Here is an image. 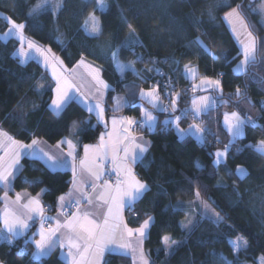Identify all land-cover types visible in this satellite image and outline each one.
<instances>
[{
	"label": "trees",
	"instance_id": "trees-1",
	"mask_svg": "<svg viewBox=\"0 0 264 264\" xmlns=\"http://www.w3.org/2000/svg\"><path fill=\"white\" fill-rule=\"evenodd\" d=\"M37 1L0 0V33L8 28L6 17H10L17 23H25V35L48 46L65 66L72 67L81 57L97 64L103 78L111 85L105 100L107 116L138 114L139 109L140 86L132 80H121L111 62L98 55L96 48L99 40L107 41L112 49L128 40L131 33L125 20L136 29L135 38L140 45L121 49L119 58L134 63L135 55L141 53L158 59L181 90V102L189 104L196 94L183 91L185 85L191 84L185 76V65H195L201 75L221 81L223 93L217 95L215 106L200 115L212 133L204 134V143L193 136L180 138L171 126L159 122L148 134L151 140L148 152L142 162L135 165L149 191L134 204L133 212L126 210L125 222L131 228H138L144 220L153 218L144 240L149 264H223L220 254L234 264H257L260 257L264 258V154L245 147L264 140V107L261 104L264 99V29L254 15H249L250 0H229L228 3L224 0H107L106 15L95 11L103 24V34L98 38L90 37L83 30L89 13L96 9L95 0H62L56 12L44 9L32 13ZM237 5L241 6V15L259 40L255 63L249 64L242 74L233 72L241 52L223 20L225 13ZM196 38L210 51L205 52L192 43ZM18 45L17 39H0V130L21 142L35 137L56 144L70 134L76 123L79 148L95 143L103 126L96 122L94 114L77 101L62 112L54 113L50 108L52 78L37 60L22 63L16 53ZM142 74L146 83V74ZM237 88L241 91L239 96L235 94ZM117 94H123L128 100L118 113L112 111ZM236 109L250 115L253 121L245 125L244 136L232 143L226 164L214 166L210 153L224 148L230 140L222 124L223 114ZM165 116L159 114L160 118ZM180 123L187 125L182 120ZM237 149L243 151L237 152ZM238 165L246 169L245 176L236 174ZM21 166L13 180V190L39 194L42 205L50 208V212L43 215L57 214L58 198L72 187L73 174L54 172L38 158H22ZM197 190L199 200L222 217L221 224L204 218L196 202ZM2 194L0 187V207ZM178 204L182 205L181 210H177ZM189 213L191 223L187 220ZM182 222L186 227H181ZM163 236L170 238L167 246ZM237 237L248 242L247 248L238 255L228 243L229 239ZM26 240L27 235L15 239L11 245L0 241V262L67 264L59 256L58 249L35 261L33 243L27 244L25 254L18 255V248L25 247ZM181 243L174 254L166 250ZM105 261L107 264H132L131 258L121 253L108 252L102 264Z\"/></svg>",
	"mask_w": 264,
	"mask_h": 264
},
{
	"label": "snow or ice",
	"instance_id": "snow-or-ice-1",
	"mask_svg": "<svg viewBox=\"0 0 264 264\" xmlns=\"http://www.w3.org/2000/svg\"><path fill=\"white\" fill-rule=\"evenodd\" d=\"M91 2V0H89ZM96 9L89 13L85 21V30L90 37L98 38L103 34V24L100 17L95 15V11L99 10L102 15H106L108 12L107 0H95ZM51 5V11H58L61 8L59 0H41V2L36 5L32 10L35 13L37 10L46 8ZM30 13V15L32 14ZM225 19L229 24L233 22H238L241 27L245 30L247 36V42L241 40L243 60L234 69L236 72H246L247 66L251 63H255L256 51H257V40L253 36L251 31H248V25L246 24L244 17L241 15V6L237 5L235 8H231L230 11L225 13ZM8 28L4 32L0 39L8 41L9 39H17L20 47L18 49V57L21 62H25L30 59V53L34 50L43 61L46 66L52 65L53 71L52 75L56 79V87L54 89L55 96L51 100V109L56 113L62 112L67 105L73 101L79 100L82 102L89 112L95 111L98 116L99 122L105 123L104 113L105 108L102 103L96 102L93 106L92 102L80 89L76 87L70 80L68 76L63 74V61L59 60L54 54L51 53V49H45L35 44L31 40H27L24 34V29L26 28L25 23H17L10 17H6ZM127 24L131 37L114 46L113 50L110 52L109 58L113 61L115 69L119 74L123 75L125 71H132L136 74V69L133 62L127 64L122 63L119 60L120 51L123 48H130L133 44L140 45V41L136 37V29L133 25ZM90 24V27L88 25ZM233 33H236L235 26L232 27ZM239 38V37H237ZM25 43H27V48H25ZM195 45L199 46L203 51L209 52L207 45L203 43L202 40L196 38L192 41ZM214 55V54H213ZM139 59H143L139 57ZM60 66L62 71L57 72L56 68ZM86 66L83 60L78 64V67ZM156 71L158 74V69H150V71ZM186 73L195 80L196 69L191 65H185ZM100 69L90 68L89 75L91 80L96 86V92L99 95H103V91L108 89L110 86L100 78ZM197 89L203 90H217L222 93V84L219 79H210L207 76L200 77V84L193 85V91ZM159 85L157 84L153 88L145 91L140 89V98L147 99L153 107L157 106L159 101ZM78 93L79 95H73V93ZM237 96L241 95L239 88L236 89ZM176 99H179V93H176ZM122 98H116L117 108L120 106ZM215 103V100L210 96L201 97L199 105L197 106V101L193 100L194 105V118L200 113L207 112L210 110L211 105ZM176 101H172V110L176 111L175 107ZM115 110V109H114ZM162 111H167V109H162ZM143 120L137 122L133 117H122L119 120L115 117L112 118V132L107 133L108 140H105V134H101L100 143L98 145H84V160L81 161V170L86 172L88 176L94 178L95 181H100L102 179L103 173L98 171L96 168V161H104L107 159L109 152L112 155V163L117 172V183L112 186L107 180L103 181L102 185H97L96 183H90L87 179H78L77 171L74 163L76 159L75 146L71 140L61 141L57 144V148L61 144L67 143L69 151L67 156L62 154L53 155L49 151L45 150L42 146L43 142L37 138H33L30 144H24L20 141L15 140L13 137L9 136L6 132L0 130V149L3 150V155L0 156V185H2L6 191L3 199L8 201L7 189L10 188L12 181L15 179L16 174L21 170V159L22 158H39L43 160L46 166L52 171H59L71 166L73 179V191L79 192L80 197L78 199H69L67 204L65 203V197L60 196L58 198L59 205L61 208L60 215L66 217V219L61 222L59 216L56 219V227H49L45 231L43 221L45 219L51 220L53 218H45L43 213L45 211L44 207L41 205L38 198L22 196L20 193L16 194L15 203L17 204V209L12 210L6 203L3 213L0 214V222L3 224V229L0 230V239L9 243L10 245L18 237H23L25 233L30 229L29 221L33 219L34 216H39L41 218V227L37 233H33L30 240L25 241V247L20 249L18 255H23L27 252V244L33 243L36 251L32 253L33 259L35 261H40L42 258L47 257L51 253L53 246L57 245L63 250L67 248L66 256L64 257L68 264H100L105 252L115 253L117 249H131L133 253L139 252V259L141 264H149L145 254L142 250L143 239L147 235V229L150 226V222L153 219L149 217L144 220V222L138 228H130L127 223H125L123 216L121 215L123 209L128 207L131 209L134 204L142 199L144 194L149 191V186L145 181L139 179L134 173L130 165L142 162L143 155L148 151L149 142L143 141L141 137L139 140L133 134V125H138L146 127L149 131H152L156 125V117L153 116L146 109H142ZM180 116H176L174 120H166L165 125L174 124L175 128L179 134L180 138L187 136H195L200 143H204L206 140L205 133L212 134L210 129L202 127L200 124L193 123L189 126V129L185 131L180 128ZM247 123H252L251 117H241L237 112L225 113L224 114V126L227 132L230 134L232 139L229 144L224 146L223 150H217L215 153H210L214 157L213 165L219 166L221 164H226V160L232 146V143L240 137L244 136V128ZM117 125L120 127L117 128ZM114 138V139H113ZM217 142L219 140L217 138ZM254 149L260 154H264V140L258 141L256 144L246 145ZM243 149H237V152H241ZM123 153L121 156L120 153ZM92 159L93 163L88 164L87 161ZM199 166V165H198ZM121 174L123 178H121ZM236 174L243 177L247 174L246 169L242 166H237ZM87 185L91 187L93 192L97 193L95 200L99 201L102 206L106 207L107 211L103 216V222L99 223L93 219L89 218V213L87 211L81 212L80 205L82 201H86L88 204L93 203V197L88 192L84 190V186ZM196 198L200 199V193L197 190L195 193ZM71 196V193L69 194ZM22 199H27V204H21ZM203 204V201H200ZM31 206V207H29ZM74 207L75 212L64 211L65 208ZM177 210L182 209V205L176 206ZM26 216V218H24ZM203 216L205 219L211 221L212 223L219 225L222 223V217L218 213L212 212L208 209L207 205H204ZM191 223V221H189ZM63 227L68 230L67 241L61 239L57 233L60 228ZM181 227H186L182 222ZM195 225H193V229ZM39 239H35L36 236ZM136 237V244L133 247L131 241L133 237ZM168 236H163L162 240L165 246L169 242ZM229 245L232 247L234 253L238 255L241 250L247 248L248 242L241 237H237L235 240H228ZM182 246L181 244L176 245L174 248H166L169 254H174L175 251ZM63 255V252H62ZM215 255V254H214ZM223 264H234L233 261L227 260L222 254L219 257ZM104 264H107L105 261ZM259 264H264V258H261Z\"/></svg>",
	"mask_w": 264,
	"mask_h": 264
},
{
	"label": "crops",
	"instance_id": "crops-1",
	"mask_svg": "<svg viewBox=\"0 0 264 264\" xmlns=\"http://www.w3.org/2000/svg\"><path fill=\"white\" fill-rule=\"evenodd\" d=\"M25 37H26L27 40H29V38L26 35H25ZM25 44L27 45V43H25ZM40 47L48 49V47H45V46H40ZM51 53L59 58V56L56 53H54L52 50H51ZM17 55H18V52H17ZM30 57H31L30 59L37 60L47 70V72L49 73L50 77L52 78V80L54 82L53 95H52V98H51V100H52L54 98V96H55L54 89L56 87V79L52 75V71H53L52 65L46 66L44 61H43V58L40 57L35 51H34L33 54H30ZM59 60H61V59L59 58ZM81 60H83L84 65H86V66L78 67V64H79V62ZM119 60L122 63H125V64L131 62L130 60H121L120 58H119ZM112 67H113V70L115 71V73L118 75V77L121 80H132V81L136 82L140 86V89H144L145 91L153 88V87H147L146 86L143 74L140 71H138V69H137V67L135 65H134V67L136 69V74H134L132 71L129 70V71H125L123 73V75H121L115 69L114 63H112ZM90 68H95V69H100L101 70V68L97 64H95L93 61H91V60H89V59H87L85 57H81L79 59V61L75 65H73L72 67H67L63 63V74L68 76V79L70 80V82H72L76 87H78L80 89L81 93H83L86 97H88V99L92 102L93 106L95 105L96 102H100V103H102L103 107L105 108V100H106L107 91H108V89L111 88V85L103 78L102 72L100 71V78L102 80H104L110 87L108 89L102 90L103 91V95L97 94L96 86H94V82L91 80V76L89 75ZM56 70H57V72H61L62 71L60 66H57ZM185 74H186V71H185ZM158 91H159V98L160 99H159V101L157 103V106L153 107V105L150 104L147 99H141L140 98V90H139V98H140V100H139V103H138V106H139L138 114H111V115L107 116L106 115V110H105L104 121L106 122L107 127H105V123L99 122L98 116L96 115L95 111L91 112L92 114H94V116L96 118V122L103 126V129H102V131H101V133H100V135L98 137V140L95 143H88L87 145H93V146L98 145L100 143L101 134H105V140L106 141L108 140L107 133L112 132V123H111V121H112L113 117H115L118 120L120 118H122V117H133L136 121H139V120H143L144 119L143 116H142V109H146L148 112H150L153 116L156 117V125H155L154 129L152 131H149L146 127H144L143 130H137V131H135L133 129L134 130L133 134L138 138V140L142 137L143 141H148L149 142L148 150H149L150 144H151V140H150L148 134H150L151 132H153L155 130V128L157 127L159 122H161L162 124L165 125L164 122L166 120H174L175 119L172 115L168 114L165 111H162V109H164L163 108V101H162V97H161V94H160V90H158ZM73 95H77L78 96L79 94L74 92ZM117 97L122 98L120 106L118 108H117V104H116V98ZM77 102L80 105H82L87 110L86 106L82 102H80L79 100H77ZM127 102H128L127 97H125L123 94H117L115 96L114 103L112 105V111L113 112H117V113L120 112L125 107ZM50 105H51V101H50ZM212 107L213 106H211V108ZM53 112L56 113L55 111H53ZM161 113L165 114L166 116L163 117V118H160L159 114H161ZM180 125L182 127H184L185 131H187L189 129V125H185L184 126L181 123H180ZM167 126H171L174 129V131L177 133V135L179 136L174 124H168ZM104 127H105V129H104ZM119 127L120 126L117 125V128H119ZM77 130H78V126L75 123L72 126L70 134L68 136L64 137L61 140V141L71 140L73 145L75 146V151H76L77 155H76L75 161H72L71 163L75 164L76 171H77V178L78 179H87L89 184L90 183H96L97 185H102L103 181L106 180L105 179V171H106L105 163H107V162H111L112 163L111 152H109L107 159H105L104 161H102V162L101 161H96L95 162L97 170L101 171L103 173L102 179L100 181H95L93 177L88 176V174L86 172H82V170H81V161L84 160V158H85L84 157V145H86V144L82 145L81 148H79V143H78L77 136H76ZM193 137L196 138L195 136H193ZM37 139H39V138H37ZM39 140H41L43 142L42 146L45 147V150L49 151L51 154H53V155L62 154L64 156H67V153L69 151V147H68L67 143L61 144L60 147L57 148V144H59L61 141L56 143V144H50V143L46 142L43 139H39ZM22 143L30 144L31 140L29 142H22ZM79 150H81L80 155H79ZM146 153H144L143 158L145 157ZM3 154H4L3 150L0 149V156H2ZM120 155L122 156L123 153L121 152ZM39 160H41V159H39ZM41 161L45 164V162L43 160H41ZM138 162H140V161H138ZM87 163L88 164H92L93 163L92 159L90 158L87 161ZM137 163L132 164L130 166L132 167V169H133L134 173L136 174V176L139 178V176H138V174H137V172L135 170V165ZM112 170H113V172H115L117 174L113 163H112ZM60 171H70L72 173L71 166H69L66 169L60 170ZM121 176H122V174H121ZM12 184H13V181H12ZM12 184H11L10 188L7 189L8 201H5L3 199L6 189L2 185H0V187L3 189V194L1 196L0 214L3 213V210L5 209L6 203L12 210H16L17 209V204L15 203L16 194L17 193H20L22 196L38 198L40 203H41V205H42V202L40 200V195L39 194L34 195V194H31V193H29L27 191H14ZM111 185L115 186L113 184H111ZM84 190L86 192H88L90 195H92L93 203L92 204H88L86 201H82L81 206H80L81 212L83 213V212L87 211L90 214L89 215L90 219H93V220H95V221H97L99 223H102L103 222V216H104V214L107 211L106 207L102 206L99 201L95 200V196H96L97 193L93 192L91 187H88L87 185H85L84 186ZM70 193H71V196H69ZM62 196H64L66 198L65 199V203L67 204L69 199H78L80 197V193L73 191V185H72V187L68 190V192H66ZM21 204H27V199H22L21 200ZM57 206L60 208L59 201L57 202ZM29 207H31V206H29ZM127 208L128 207H125L123 209L122 213H121V215L123 216L124 221H125V212H126ZM58 216H59V219L61 220V222H63L66 219V217H64V216H62V215H60L58 213L55 214V215L48 216V218L49 217L53 218V219L50 220L51 223H52L51 228H55L56 227V219L55 218H57ZM24 218H26V216ZM40 220H41V218L37 215V216H34L33 219L29 221V224L31 222H36V225L34 227L30 226V229L25 233L24 236L27 235L28 236V240H30L32 238L33 233H37L40 230V227H41ZM2 229H3V224L1 222L0 230H2ZM133 229H135V228H133ZM45 231H47V229H45ZM147 231H148V229H147ZM57 235H59L60 238L65 240V242H66L69 233H68L67 229L61 227L60 231L57 233ZM18 238H21V237H18ZM18 238H16V239H18ZM145 238L143 239V243L141 245L144 254H145V250H144V240H145ZM35 239H39V236L37 235L35 237ZM0 241H3V240L0 239ZM131 243H132L133 247H135V244H136V237L135 236L132 238ZM33 246H34V244H33ZM55 249H58L59 256L61 257V259L64 262H66L68 264V261L64 258L66 256V253H67V248L62 250L57 244V245L52 247L51 252L53 250H55ZM35 251H36V249H35V246H34L33 253ZM62 252H63V255H62ZM106 253H108V252H105V254ZM115 253L127 254L131 258L132 264H141L140 259H139V252L138 251L136 253H133L131 249H127V250H125V249H117V251ZM105 254H104V256H105ZM104 256H103L102 260L100 261V264H102ZM145 257L147 258L146 254H145ZM147 260H148V258H147ZM148 262H149V260H148ZM0 264H2V263L0 262Z\"/></svg>",
	"mask_w": 264,
	"mask_h": 264
},
{
	"label": "built area",
	"instance_id": "built-area-1",
	"mask_svg": "<svg viewBox=\"0 0 264 264\" xmlns=\"http://www.w3.org/2000/svg\"><path fill=\"white\" fill-rule=\"evenodd\" d=\"M139 57H142L143 59H139ZM134 63H138L139 71L142 73L146 74V83L148 87H154L157 84L159 85V90L160 94L162 97L163 101V108L167 109L168 114L176 117L180 116L181 120L186 122L187 125H192L193 123L200 124L202 127L208 129V127L204 124V121L200 115L195 116L194 118V113L192 112L189 104L181 102L180 97L179 99H176V93H181V90L177 88V86L174 84L173 78L171 73L159 62L158 59L154 57H148V56H143L141 53H138L135 55V58L133 59ZM150 69H158L159 73L158 74L156 71H150ZM184 93H189L193 91V86L192 84H187L183 87ZM175 100L176 104V111L173 112L172 110V101ZM246 117H251L250 115H246ZM251 120L253 121V118L251 117ZM142 120H139L137 122H141ZM133 129L135 131L137 130H143L144 127L134 125ZM105 179L113 184L116 185L117 183V174L113 172L112 170V163L107 162L105 163ZM123 178V176H121ZM81 206V205H80ZM45 211L44 212H50V208L48 205L43 206ZM127 212H133L134 208L132 207L131 209L127 208ZM64 211L67 212H75L76 209L74 207H68L65 208ZM61 208L58 209L57 213L60 214ZM45 218H48L47 215H44ZM42 221H40V224ZM44 223V228L48 229L51 227L52 223L50 220L45 219L43 221ZM36 225L35 222H31L30 226L34 227ZM24 248V246H21L18 248L17 253H19L20 249Z\"/></svg>",
	"mask_w": 264,
	"mask_h": 264
},
{
	"label": "rangeland",
	"instance_id": "rangeland-1",
	"mask_svg": "<svg viewBox=\"0 0 264 264\" xmlns=\"http://www.w3.org/2000/svg\"><path fill=\"white\" fill-rule=\"evenodd\" d=\"M41 2V0H38L37 1V3L35 4V6H34V8L36 7V5H38L39 3ZM59 2H60V4H61V2H62V0H59ZM223 2H225V3H228L229 2V0H224ZM248 6H249V15L251 14V15H254V17H256V19H257V22H258V24H259V26H261L263 29H264V0H250V2L248 3ZM51 5H49L48 7H46V8H42V9H39V10H37V11H40V10H44V9H51ZM97 11H99V10H97ZM54 12H56V11H54ZM96 16H97V14H95ZM98 17V16H97ZM223 20H224V22H225V24L227 25V27L229 28V30H230V32H231V34H232V36H233V38H234V40L236 41V43H237V45H238V47H239V49H240V52H241V58L239 59V61L235 64V66L233 67V72L235 73V74H242V73H244L243 71L242 72H236V71H234V69H236L237 68V65H239L240 64V62H241V60H243V54H242V45H241V43H240V41L241 40H243V41H245V42H247V36H246V32H245V30L241 27V25L238 23V22H233V24H229V22L225 19V15L223 16ZM245 20V19H244ZM246 22V21H245ZM247 24V23H246ZM248 25V24H247ZM233 26H235V28H236V33H233V31H232V27ZM88 27H90V24L88 25ZM83 30H84V32L87 34V32H86V30H85V23H84V25H83ZM6 31H7V29H6ZM248 31H251L250 30V28H249V26H248ZM3 34H4V32L3 33H0V36L2 37L3 36ZM25 34V33H24ZM253 34V33H252ZM88 35V34H87ZM253 36L256 38V40H257V45H258V38L253 34ZM237 37H239V38H237ZM264 37V36H263ZM29 38V37H28ZM29 40H31V41H33V42H35V44L36 45H39V46H44V45H41V44H39L38 42H36L35 40H33V39H31V38H29ZM264 40V39H263ZM19 47H20V44L18 45V48L16 49V53L18 52V49H19ZM45 47H48V46H45ZM25 48H27V45L25 44ZM49 48V47H48ZM96 48H98V55H103V56H105L106 58H107V60L109 61V62H111V64L113 63V61L109 58V56H110V52L113 50L112 48H111V45L107 42V41H104V40H99L98 42H97V47ZM92 52H95L96 53V51L93 49L92 50ZM34 53V51H32L30 54H33ZM256 55V54H255ZM32 56V55H31ZM34 56V55H33ZM134 64V63H133ZM191 66H193L195 69H196V72H195V80H193V78L191 77V76H189L187 73L185 74L186 75V77H187V80H189V82H191V84H192V86L194 85V84H196V85H199L200 84V77H203V75H201L200 74V72H199V70H198V68H197V66H195V65H191ZM137 67V69H138V71H139V67L138 66H136ZM247 68H248V66H247ZM186 71V70H185ZM207 77H209L210 79H218L217 77H213V76H207ZM194 92H196V94H194V96L189 100V106H190V108H191V110H192V112L194 113V105H193V100H196L197 101V106L199 105V101H200V98L201 97H205V96H210V97H212L214 100H215V103L214 104H212L211 106H214L215 104H216V102H217V95H221L222 93H223V89H222V93L220 92V91H217V90H211V89H209V90H203V89H197V90H195ZM262 106L264 107V99L262 100ZM232 112H237V113H239L240 115H241V117L243 118V117H246V115L245 114H243L240 110H238V109H236V110H232V111H227V112H225V113H232ZM203 113H205V112H203ZM224 113V114H225ZM202 113H200L199 115H201ZM224 114H223V117H222V124H223V126H224ZM171 117V116H170ZM174 117V116H173ZM175 118V117H174ZM190 126V125H189ZM180 128H182V129H184V127H182L181 125H180ZM224 128H225V126H224ZM226 129V128H225ZM244 131H245V128H244ZM229 138H230V140L232 139V137L230 136V134H229ZM230 140H229V142H230ZM224 148H218V149H216V151L217 150H223ZM215 151V152H216ZM244 168V167H243ZM245 169V168H244ZM247 172V171H246ZM196 202L200 205V208H201V211H202V213L204 212V205H207V207H208V209L209 210H211L212 212H215V213H217L215 210H213L207 203H205V202H203V204H201L200 203V200H198L197 198H196ZM190 213H189V215H188V221L190 220ZM220 216V215H219ZM242 238V237H241ZM244 239V238H243ZM245 240V239H244ZM146 254V253H145ZM261 258H263V257H260L259 259H258V261H257V264H259V261H260V259ZM241 264H251V263H247V262H243V263H241Z\"/></svg>",
	"mask_w": 264,
	"mask_h": 264
},
{
	"label": "water",
	"instance_id": "water-1",
	"mask_svg": "<svg viewBox=\"0 0 264 264\" xmlns=\"http://www.w3.org/2000/svg\"><path fill=\"white\" fill-rule=\"evenodd\" d=\"M104 129H105V127H104Z\"/></svg>",
	"mask_w": 264,
	"mask_h": 264
}]
</instances>
